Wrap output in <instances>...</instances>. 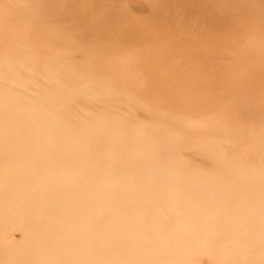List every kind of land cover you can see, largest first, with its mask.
I'll use <instances>...</instances> for the list:
<instances>
[{
  "label": "rangeland",
  "instance_id": "374dc122",
  "mask_svg": "<svg viewBox=\"0 0 264 264\" xmlns=\"http://www.w3.org/2000/svg\"><path fill=\"white\" fill-rule=\"evenodd\" d=\"M0 264H264V0H0Z\"/></svg>",
  "mask_w": 264,
  "mask_h": 264
}]
</instances>
